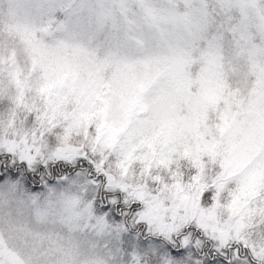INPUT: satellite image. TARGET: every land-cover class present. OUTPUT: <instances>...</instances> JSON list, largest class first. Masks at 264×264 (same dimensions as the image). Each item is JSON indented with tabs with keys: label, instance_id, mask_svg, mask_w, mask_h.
I'll return each mask as SVG.
<instances>
[{
	"label": "clouds",
	"instance_id": "1",
	"mask_svg": "<svg viewBox=\"0 0 264 264\" xmlns=\"http://www.w3.org/2000/svg\"><path fill=\"white\" fill-rule=\"evenodd\" d=\"M252 106L264 0H0V264H264Z\"/></svg>",
	"mask_w": 264,
	"mask_h": 264
},
{
	"label": "rangeland",
	"instance_id": "2",
	"mask_svg": "<svg viewBox=\"0 0 264 264\" xmlns=\"http://www.w3.org/2000/svg\"><path fill=\"white\" fill-rule=\"evenodd\" d=\"M248 113L249 117L247 119V124L239 129V135L240 142L243 143L247 149L245 156L247 160H251L256 153L264 149V113L254 106L249 107ZM233 119H235V114H233L231 118H229L227 114L224 115L223 124L219 125L221 132L231 124ZM247 160H245V162H247ZM254 183V181H249V191L253 189ZM113 202L114 200H110V203Z\"/></svg>",
	"mask_w": 264,
	"mask_h": 264
},
{
	"label": "snow or ice",
	"instance_id": "3",
	"mask_svg": "<svg viewBox=\"0 0 264 264\" xmlns=\"http://www.w3.org/2000/svg\"><path fill=\"white\" fill-rule=\"evenodd\" d=\"M21 163H24V164H27L28 163V160L27 159H22L21 160ZM121 190L120 189H117V193H119ZM138 203V202H137ZM117 204H119V201H117ZM133 207H135V205H133ZM236 256L238 257L239 256V252L237 251L236 253ZM229 264H232L231 261H229Z\"/></svg>",
	"mask_w": 264,
	"mask_h": 264
},
{
	"label": "trees",
	"instance_id": "4",
	"mask_svg": "<svg viewBox=\"0 0 264 264\" xmlns=\"http://www.w3.org/2000/svg\"><path fill=\"white\" fill-rule=\"evenodd\" d=\"M30 171H31V169H30ZM109 204L111 205V204H117V201H114L113 203H110V201H109ZM101 207H105V205L102 203L101 204ZM127 214V209H125L122 213H118L117 214V217L119 218V216L120 215H126Z\"/></svg>",
	"mask_w": 264,
	"mask_h": 264
}]
</instances>
